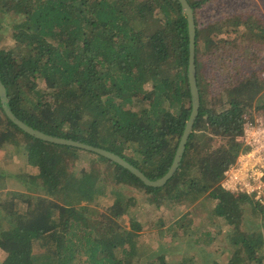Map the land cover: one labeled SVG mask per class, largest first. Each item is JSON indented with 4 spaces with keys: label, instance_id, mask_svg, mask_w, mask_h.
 <instances>
[{
    "label": "trees",
    "instance_id": "trees-1",
    "mask_svg": "<svg viewBox=\"0 0 264 264\" xmlns=\"http://www.w3.org/2000/svg\"><path fill=\"white\" fill-rule=\"evenodd\" d=\"M188 1L201 106L164 185L149 186L98 152L30 135L0 98V150L11 144L26 158L20 172L0 170V190L9 178L24 189L0 191V264H264V204L221 184L248 150L246 121L264 117V19L247 12L202 23L212 0ZM189 57L179 0H0L1 80L14 113L45 133L112 151L152 180L171 168L192 111ZM107 195L116 217L92 214L90 204ZM147 202L163 224L155 232L137 217ZM193 208L230 226L228 244L189 235L201 218ZM124 212L129 229L118 223Z\"/></svg>",
    "mask_w": 264,
    "mask_h": 264
},
{
    "label": "rangeland",
    "instance_id": "rangeland-1",
    "mask_svg": "<svg viewBox=\"0 0 264 264\" xmlns=\"http://www.w3.org/2000/svg\"><path fill=\"white\" fill-rule=\"evenodd\" d=\"M249 13L254 12L257 15L261 16L262 19H264V0H212L203 8L200 10V20L202 23L207 22H213L214 20L223 18L225 15H231V14H243V13ZM12 25L13 23L8 20L4 23V33L2 41L9 43L10 41H13L11 34H12ZM264 54V46L263 51L261 53ZM251 58V57H250ZM260 62L262 64L263 68V76H264V58L260 59ZM253 64L248 65V67L253 70L254 69ZM246 67V66H245ZM207 89L209 92V83H204V90L205 94H207ZM256 116H263L261 113H255ZM264 118V117H263ZM15 146L8 145L6 147H3L0 150V170H5L7 172L12 171L13 172H20L19 170L22 169L25 166L26 158L21 155H15L14 153ZM85 158L88 157L87 153H84ZM83 163H85L84 159H81V161L77 162L78 168H81ZM34 172H36V169H33ZM22 185L20 182L13 180L12 178L6 180V184L0 191H10V190H22ZM24 190V189H23ZM109 194V193H108ZM113 200L107 196L98 197L93 204H90L93 207L92 214H99L103 218L104 216H113L116 217L115 211L118 210L117 207L113 209ZM150 201V199H149ZM153 204V203H152ZM6 205V204H5ZM194 213L197 215H200L201 218L195 217L194 225L192 224L190 229V236H194L196 238H201L202 240H205L206 236L208 234H212L214 237L213 244L214 245H226L228 244V229L230 228L229 225L226 224H215L212 219L204 217L202 213L198 211V209L193 208ZM192 209V210H193ZM191 210V206L185 208L179 216L186 217L188 215V211ZM179 210H176L175 213H177ZM171 212V215L173 214ZM203 216V217H202ZM137 217L140 218L144 225H145V231L144 232H152L158 230L162 224L159 217V214L154 209V206L151 205L149 202L144 204V207L138 212ZM119 224H121L123 227L125 226L126 229L130 228V215L127 212L122 213L119 216ZM188 236V235H187ZM187 236L180 237V241L186 240ZM165 241L172 240L171 236H167ZM156 241V239H155ZM173 241V240H172ZM179 241H175L174 244H178ZM173 247V244H170L167 246V249H170V251H174L175 247ZM213 246V245H212ZM180 245L178 248L180 249ZM182 253H178L177 255H180ZM227 255V254H226ZM5 257V254L2 250H0V260H3ZM199 264V263H198Z\"/></svg>",
    "mask_w": 264,
    "mask_h": 264
},
{
    "label": "water",
    "instance_id": "water-1",
    "mask_svg": "<svg viewBox=\"0 0 264 264\" xmlns=\"http://www.w3.org/2000/svg\"><path fill=\"white\" fill-rule=\"evenodd\" d=\"M182 5V11L187 16L188 19V28H189V39H190V57H189V82H190V90H191V97H192V111L190 114V117L187 121L184 133L182 135V138L180 140L177 153L175 156V159L173 161V164L169 171L161 178L152 180L148 178L145 173L131 164L129 161L124 159L122 156L106 150L101 147H97L85 142L75 141L72 139H67L63 137L54 136L48 133H45L39 129H35L31 125L25 123L23 120H21L12 110L11 105L9 104V98L7 94V88L3 81L1 80V68H0V98L1 102L4 108L5 113L7 116L11 118V120L17 124L22 130L29 133L32 136H36L39 139L49 141L52 143L57 144H63V145H71L76 146L79 148H82L84 150L98 152L99 154H102L113 161L121 164L125 168L129 169L131 172H133L137 177H139L141 180H143L147 185L149 186H162L164 185L176 172V170L179 167V164L181 162V158L183 156V153L186 149L187 142L189 140V136L193 131L194 124L196 121L197 116L199 115V109L201 106V96H200V90L198 86V80H197V67H196V32H197V26H196V20L194 15V10L192 6L190 5L188 0H179Z\"/></svg>",
    "mask_w": 264,
    "mask_h": 264
},
{
    "label": "built area",
    "instance_id": "built-area-1",
    "mask_svg": "<svg viewBox=\"0 0 264 264\" xmlns=\"http://www.w3.org/2000/svg\"><path fill=\"white\" fill-rule=\"evenodd\" d=\"M244 151L225 172L222 186L226 191L247 193L264 204V118L245 123Z\"/></svg>",
    "mask_w": 264,
    "mask_h": 264
}]
</instances>
